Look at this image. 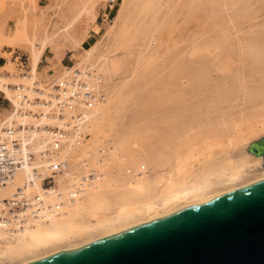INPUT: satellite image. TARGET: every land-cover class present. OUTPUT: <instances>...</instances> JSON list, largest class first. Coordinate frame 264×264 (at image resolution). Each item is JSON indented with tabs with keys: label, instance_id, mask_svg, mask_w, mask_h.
<instances>
[{
	"label": "bare ground",
	"instance_id": "obj_1",
	"mask_svg": "<svg viewBox=\"0 0 264 264\" xmlns=\"http://www.w3.org/2000/svg\"><path fill=\"white\" fill-rule=\"evenodd\" d=\"M132 2L137 13L136 18L130 15L132 23L151 15L150 23L140 28L135 38L142 44L157 39L151 27L160 17L157 0H124L123 4ZM87 18L94 23L96 15L89 10ZM119 31L123 33V27ZM50 39L36 35L27 39L31 65L26 73L15 76L12 66L0 69V92L13 109L0 118V264L43 258L264 179V137L254 142L249 137L264 132V124L247 131L234 128L231 137H224L225 126L235 115L223 112L213 120L206 115L211 120L204 121L195 107L178 110L165 103L158 110L150 104L169 101L172 93L165 89H152L143 99L140 95L136 103L141 107L132 110L137 118L138 114H158L161 122L153 119L141 130L137 124L118 122L117 111L123 105L117 102L120 99L122 104L126 97L115 77L124 60L114 54L102 55L96 44L84 49L78 63L42 86L37 78L39 63L46 47L56 43ZM63 39L70 47L80 45L74 36ZM58 48L54 57L60 53ZM153 56L146 54L144 60L140 57L137 61L147 65ZM252 56L260 57V51ZM5 58L9 60L10 54ZM196 69L191 80L202 82L206 66L200 63ZM256 91L248 97L250 102L255 96L264 100V89ZM192 93L184 89L181 96ZM250 109L248 114L262 115L264 102L254 103ZM167 117L173 119L166 123ZM160 124L166 125L163 136L155 127ZM204 135L208 139L203 143L209 144L202 154L200 140ZM154 137L164 142L163 147L156 148L150 142ZM185 143L190 145L183 151ZM194 153L202 157L195 158Z\"/></svg>",
	"mask_w": 264,
	"mask_h": 264
},
{
	"label": "rangeland",
	"instance_id": "obj_2",
	"mask_svg": "<svg viewBox=\"0 0 264 264\" xmlns=\"http://www.w3.org/2000/svg\"><path fill=\"white\" fill-rule=\"evenodd\" d=\"M123 1L0 0V69L12 66L13 75L26 73L31 65L27 39L33 35L38 38L50 37V40L56 43L46 47L40 59L37 76L38 83L46 86L58 74L78 63L85 50L97 44L100 47L99 53L114 54V57L123 59L126 64L121 66L115 77L118 87L122 85V95L126 97L121 104L118 93L114 95V99L118 100L117 105H123L117 111L118 122L137 124L139 130L149 126L153 119L161 122L158 114L152 113L144 115L145 117L138 114L137 118L132 110L135 112L136 107H141L140 103H136L140 100V95L143 99L147 93L153 91L152 89H165L172 93L170 100L150 104L154 108L158 107V110H161L165 103L168 107H183V110L188 111L195 107V113L203 116L204 121L211 120L206 119V115L211 116L212 120L220 117L223 112L226 116L235 115L230 120L233 123L227 120L229 122L225 126L224 137H231L235 129L247 131L263 126L264 113L248 114L251 113L250 108L254 103L264 102L263 98L255 96L256 102L253 99L251 103L248 97L253 95L255 90L259 92L264 89V0H157L155 4L156 9L160 11V17L156 18L151 27L158 37L143 44L141 39L135 38V33L150 23L151 15L140 16L142 22L137 18L135 23H132L130 15L133 18L137 16L134 2L129 6L128 3L123 4ZM190 1L193 2L192 5ZM89 10L96 15L94 23H90L87 18ZM122 27L123 33H120ZM113 32H119L116 40L111 39ZM64 36L76 37L80 45L70 47L69 41L63 39ZM148 42L149 47L146 46ZM58 47L60 53L58 57H54L53 51L59 49ZM259 51L260 57L252 56ZM7 54H10L9 60L5 58ZM146 54L154 55L151 62L144 65L137 61L140 57L144 60L143 56ZM200 63L206 66V78H203L202 82L193 80V83L191 74L194 69L197 70L196 67ZM20 66L23 67L21 71L18 70ZM184 89L193 91L195 96L191 94L182 97L181 92ZM2 96L4 95L0 92V118L6 117L13 110L11 102ZM167 118L166 123L173 119ZM174 118L178 119V116ZM155 127L161 136L167 132L166 125ZM207 137L204 135L200 140L202 154L209 144L203 143ZM249 137L251 142L258 141L264 137V132L258 131ZM156 139L151 138L150 142L153 141L156 148L163 147L164 142ZM187 145H183V151L190 144ZM194 157L202 156L195 154Z\"/></svg>",
	"mask_w": 264,
	"mask_h": 264
},
{
	"label": "water",
	"instance_id": "obj_3",
	"mask_svg": "<svg viewBox=\"0 0 264 264\" xmlns=\"http://www.w3.org/2000/svg\"><path fill=\"white\" fill-rule=\"evenodd\" d=\"M24 264H264V179Z\"/></svg>",
	"mask_w": 264,
	"mask_h": 264
},
{
	"label": "built area",
	"instance_id": "obj_4",
	"mask_svg": "<svg viewBox=\"0 0 264 264\" xmlns=\"http://www.w3.org/2000/svg\"><path fill=\"white\" fill-rule=\"evenodd\" d=\"M16 208V207H15ZM16 210H18L17 208H16ZM7 221H9L10 222V220H7Z\"/></svg>",
	"mask_w": 264,
	"mask_h": 264
}]
</instances>
